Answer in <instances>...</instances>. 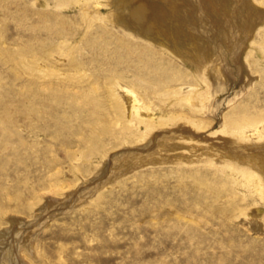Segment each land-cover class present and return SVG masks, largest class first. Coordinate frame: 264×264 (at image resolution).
Wrapping results in <instances>:
<instances>
[{"label": "rangeland", "instance_id": "374dc122", "mask_svg": "<svg viewBox=\"0 0 264 264\" xmlns=\"http://www.w3.org/2000/svg\"><path fill=\"white\" fill-rule=\"evenodd\" d=\"M123 5L0 0V264H264V0Z\"/></svg>", "mask_w": 264, "mask_h": 264}, {"label": "bare ground", "instance_id": "6f19581e", "mask_svg": "<svg viewBox=\"0 0 264 264\" xmlns=\"http://www.w3.org/2000/svg\"><path fill=\"white\" fill-rule=\"evenodd\" d=\"M121 3L123 2V6H125V0L122 1V0H119ZM129 1V0H128ZM133 8L131 9L130 11V19L136 21L138 24H146L144 21H146V18L148 17V14H146L145 12H142V11H137V7L135 6V4L133 3ZM120 7V6H119ZM126 8V7H125ZM98 9V8H97ZM123 11V10H122ZM147 17H146V15ZM134 15H137L139 19H135L133 18ZM149 22V21H148ZM136 24V23H135ZM138 26V25H137ZM144 26H147V25H144ZM150 27V26H149ZM146 28V27H145ZM169 28V27H168ZM146 31V30H145ZM162 31V30H161ZM165 32V31H164ZM178 32V31H177ZM180 33V32H179ZM154 34V32H153ZM172 35V34H171ZM178 35V34H177ZM175 36V35H174ZM178 37V36H177ZM165 38V36H164ZM163 37L160 36V40H162ZM165 40V39H163ZM170 44V43H169ZM120 88V91H121V96H122V99L126 105V108H127V111L130 112L131 109H138L137 108V104H138V101L133 93V91H131V89H129L128 87H126V85H122V84H117ZM118 88V87H117ZM118 88V89H119Z\"/></svg>", "mask_w": 264, "mask_h": 264}]
</instances>
